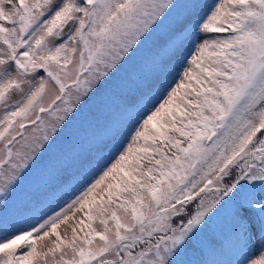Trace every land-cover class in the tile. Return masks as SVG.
I'll use <instances>...</instances> for the list:
<instances>
[{"label": "snow or ice", "instance_id": "6c2138e0", "mask_svg": "<svg viewBox=\"0 0 264 264\" xmlns=\"http://www.w3.org/2000/svg\"><path fill=\"white\" fill-rule=\"evenodd\" d=\"M0 264H264V0H0Z\"/></svg>", "mask_w": 264, "mask_h": 264}]
</instances>
